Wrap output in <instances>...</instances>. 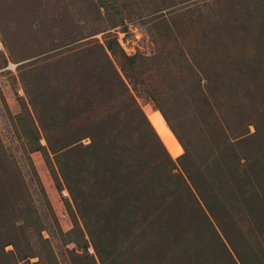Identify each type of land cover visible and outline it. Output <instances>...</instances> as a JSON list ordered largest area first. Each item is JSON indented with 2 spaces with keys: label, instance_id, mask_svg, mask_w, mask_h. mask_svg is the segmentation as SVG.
<instances>
[{
  "label": "rangeland",
  "instance_id": "rangeland-1",
  "mask_svg": "<svg viewBox=\"0 0 264 264\" xmlns=\"http://www.w3.org/2000/svg\"><path fill=\"white\" fill-rule=\"evenodd\" d=\"M262 91L264 0H0V264H264Z\"/></svg>",
  "mask_w": 264,
  "mask_h": 264
},
{
  "label": "trees",
  "instance_id": "trees-1",
  "mask_svg": "<svg viewBox=\"0 0 264 264\" xmlns=\"http://www.w3.org/2000/svg\"><path fill=\"white\" fill-rule=\"evenodd\" d=\"M263 92V94H264V91H262ZM116 113L115 112H112L111 113V111H110V115L109 116H113V115H115ZM126 115L128 116V120H133L132 121V124L131 125H129L130 126V128L128 129V128H126L128 131H126L125 133L123 132V134L121 135V130L119 131V132H116L115 130H113L112 129V133H110L109 135L112 137L113 136V138L115 139V142H116V144H117V146H119L120 148H121V150H122V148L125 146V144H126V148L128 149V146H130V145H128L129 144V140H131L132 139V137H133V135H134V133H133V124H134V121H136L138 124H139V126H140V129L142 130H145V133H147V134H150L151 135V138L150 137H148V139H149V141H148V139H147V143L149 142H151V144H154L157 148H161L162 149V146L160 145V142H159V140H158V138H157V136L155 135V133H154V131L152 130V128H151V126H150V124H149V122L144 118V116H142V114H141V117H142V119H141V121L143 122H140V120H139V118H138V116H137V119H135L133 116H132V113L131 112H127L126 111ZM161 115H162V117L164 118V120H165V122H166V124L168 125V127L170 128V130L172 131V133H173V135L175 136V138H176V140L179 142V144H181V146L185 149L186 148V146H185V143L181 140V137L178 135V133L175 131V129L171 126V124L168 122V120L165 118V115L163 114V112H161ZM136 117V116H135ZM127 120V119H126ZM115 123V122H114ZM145 126V127H144ZM149 136V135H148ZM101 137H103V136H100V138ZM105 137V136H104ZM96 139L97 138H94V139H92V143H93V145H94V147H93V149H97L98 147H99V145L101 144H98L97 143V141H96ZM123 150H124V148H123ZM163 150V149H162ZM90 151V150H89ZM163 152H164V150H163ZM104 155V154H103ZM71 157H72V154H70L69 155V153H68V155H67V159L65 160V163H66V165H67V167H64V168H69L68 166H69V162H71ZM110 157V156H109ZM102 168L100 167V166H98L97 164H95V168H94V174L93 175H95V174H98L99 175V173H101L102 172ZM171 183H172V181H171ZM91 188V187H90ZM68 189H69V191H70V188L68 187ZM87 189V188H86ZM86 189H84V191L82 192V193H80V194H78V198L79 199H82L84 202H86V200H87V202L86 203H91L92 202V200H93V198L95 197V195L97 194V190L96 191H94L95 192V195H91L90 193H88L87 191H86ZM131 189V188H130ZM179 192H181V191H179ZM182 193V192H181ZM135 198H137V197H135ZM140 198V200L142 201V202H145V203H147V200L149 199V202H148V204H150V205H147V207H146V209H144V214L143 215H145V216H148L149 214H151V211L152 210H155L156 209V207L155 208H150L149 206H152V204H154L155 202H157L158 200H159V198L160 197H158V194H157V196L156 197H149L148 195H146V194H140L139 195V197H138V199ZM87 204V205H88ZM88 207H90L89 205H88ZM106 207H108V206H106ZM92 208V207H91ZM93 209V208H92ZM106 209V211L104 210V213H106L107 214V211L109 212V210H107V208H105ZM125 209H127V207H125ZM128 211H129V213L131 212V210H129V208H128ZM132 213V212H131ZM143 215H139L138 217H143Z\"/></svg>",
  "mask_w": 264,
  "mask_h": 264
},
{
  "label": "built area",
  "instance_id": "built-area-1",
  "mask_svg": "<svg viewBox=\"0 0 264 264\" xmlns=\"http://www.w3.org/2000/svg\"><path fill=\"white\" fill-rule=\"evenodd\" d=\"M9 65V64H8Z\"/></svg>",
  "mask_w": 264,
  "mask_h": 264
}]
</instances>
